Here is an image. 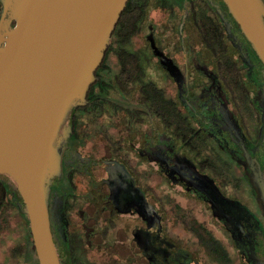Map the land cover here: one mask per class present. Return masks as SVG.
<instances>
[{"label":"flooded vegetation","instance_id":"flooded-vegetation-1","mask_svg":"<svg viewBox=\"0 0 264 264\" xmlns=\"http://www.w3.org/2000/svg\"><path fill=\"white\" fill-rule=\"evenodd\" d=\"M123 11L56 140L60 264H264L262 61L223 0ZM0 180V264H39L22 199Z\"/></svg>","mask_w":264,"mask_h":264},{"label":"water","instance_id":"water-1","mask_svg":"<svg viewBox=\"0 0 264 264\" xmlns=\"http://www.w3.org/2000/svg\"><path fill=\"white\" fill-rule=\"evenodd\" d=\"M223 1L264 65L263 1ZM126 3L5 0L0 9V174L22 199L39 264H60L47 198L60 174L59 130L72 106L85 102ZM255 182L264 213V181Z\"/></svg>","mask_w":264,"mask_h":264},{"label":"trees","instance_id":"trees-1","mask_svg":"<svg viewBox=\"0 0 264 264\" xmlns=\"http://www.w3.org/2000/svg\"><path fill=\"white\" fill-rule=\"evenodd\" d=\"M133 1L134 0H127V3H126V5H127V7H125L123 10V12H125V11H127V9H128V6L129 5H131V4H133ZM123 14V13H122ZM120 18V17H119ZM121 18H122V16H121ZM1 175V174H0ZM5 176H7V175H5ZM7 177H9V176H7ZM3 189L5 190V188H4V185H3V183L1 182V180H0V203L2 202V198H3ZM5 196V195H4Z\"/></svg>","mask_w":264,"mask_h":264}]
</instances>
